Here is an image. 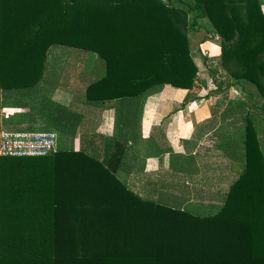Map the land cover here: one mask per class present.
<instances>
[{
    "label": "trees",
    "instance_id": "obj_1",
    "mask_svg": "<svg viewBox=\"0 0 264 264\" xmlns=\"http://www.w3.org/2000/svg\"><path fill=\"white\" fill-rule=\"evenodd\" d=\"M199 19L219 36L232 82L252 85L251 108L264 113L253 98L264 99L261 0H0L3 106L29 108L5 123L75 135L83 113L46 93L58 84V67L47 64L55 46L95 58L102 72L84 94L102 108L126 98L136 105L157 85L192 87L186 29ZM252 121L243 170L214 214L135 192L118 154L103 163L57 143L45 156L0 157V264H264V153Z\"/></svg>",
    "mask_w": 264,
    "mask_h": 264
},
{
    "label": "crops",
    "instance_id": "obj_2",
    "mask_svg": "<svg viewBox=\"0 0 264 264\" xmlns=\"http://www.w3.org/2000/svg\"><path fill=\"white\" fill-rule=\"evenodd\" d=\"M206 30L198 57L191 55L197 67L192 87L157 85L136 105L126 98L102 109L100 103H88L84 94L81 107H76L83 110L76 131L83 139L81 147L103 163L120 155L125 180L135 192L153 198L170 195L181 208L188 202L200 210L221 204L243 170L247 117L253 119L264 153V113L251 108L252 100L232 82L221 65L219 36L210 26ZM46 87L53 101L70 106L73 97L68 89Z\"/></svg>",
    "mask_w": 264,
    "mask_h": 264
},
{
    "label": "rangeland",
    "instance_id": "obj_3",
    "mask_svg": "<svg viewBox=\"0 0 264 264\" xmlns=\"http://www.w3.org/2000/svg\"><path fill=\"white\" fill-rule=\"evenodd\" d=\"M261 7H262V10L264 12V0H261ZM189 16L191 17V15H189ZM203 20L199 19L198 23H196L194 25V27H191V28L188 27L186 29V33H187L188 38H189L190 54L193 57H198L197 51L200 50L201 41H203L207 37L206 26H210L213 29L212 24L209 20H205V23H203ZM51 62H54L56 64L55 66L58 67V69H57L58 72H57L56 77H59V78L57 79L58 84L55 86V88H57V87L64 88L65 87L66 89H68V91L71 92L72 97H73L71 100L70 106L73 107V109H75L77 111L81 110L83 113V110L79 109V108L81 107V104L83 102L84 89H85L84 87L86 86V83H87L86 80L87 79L93 80L95 77L100 75L102 72V69L101 68L99 69V67H98L99 66L98 62L95 60L94 57H92L90 52H86V51L76 49V48L61 47V46H55L53 49L50 50V57H48L47 64H49ZM55 75H56V73H55ZM55 75H53V76H55ZM65 82H67L68 85L63 84ZM48 87L53 88V87H51V85H48ZM245 88H246V90L249 89L250 91L254 89V87H252V85L250 86V84H248V83H246ZM75 89H76V93L74 91ZM49 90H51V89H49ZM246 90H244V91H246ZM47 95L49 96V92H47ZM50 99H51V97H50ZM256 99H257V103H256L257 106H259L260 104L263 103V102L261 103L262 99L260 98V96L257 95ZM2 100H3V96H2V93L0 91V128L14 129V130H27V128H26L27 124H19L16 127L15 126L12 127V126H8L5 123V120H4L5 117L9 114L14 113L16 109L3 106ZM252 102L253 101H251V103ZM76 107H79V108H76ZM28 109H29L28 107H24V108L19 109V110L20 111H28ZM98 109H102V107L100 106ZM41 124L44 125V122H41ZM36 129H39V128H36ZM47 129L52 130L56 133L57 143L59 145H62L65 147L68 146V147L73 148V149H79V148H81V146L83 144V139L82 140L79 139L78 135H76L77 133H75V136L66 137V136H62V134H60V132L58 131V128H56V127H50ZM77 130H78V128L76 129V131ZM35 131H39V130H35ZM90 131L93 132L92 130H90ZM98 148H99V146H98ZM159 148L161 149V151H163V152L165 151L163 146H159ZM151 151L152 152H158L159 150L152 149ZM127 183H128V181H127ZM128 186L133 190L132 186H130V185H128ZM163 193H164V191H162L161 194H163ZM153 199L156 202L163 203L166 205H170V206H174V207H180L181 206V204L178 201L172 202L170 195H164L163 197H157V198H153ZM222 204H223V201L221 202V204L215 203L213 205V207H211L210 209H201L200 210V208H196L195 206H193L187 202L186 205H184L183 207L188 209L189 211H191L193 213L214 214L221 208Z\"/></svg>",
    "mask_w": 264,
    "mask_h": 264
},
{
    "label": "built area",
    "instance_id": "obj_4",
    "mask_svg": "<svg viewBox=\"0 0 264 264\" xmlns=\"http://www.w3.org/2000/svg\"><path fill=\"white\" fill-rule=\"evenodd\" d=\"M57 135L52 130L0 128V157H37L55 152Z\"/></svg>",
    "mask_w": 264,
    "mask_h": 264
}]
</instances>
